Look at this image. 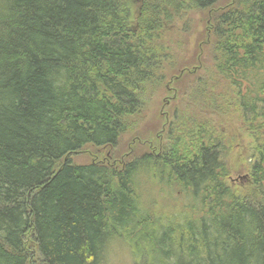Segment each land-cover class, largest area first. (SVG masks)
<instances>
[{"label": "trees", "instance_id": "1", "mask_svg": "<svg viewBox=\"0 0 264 264\" xmlns=\"http://www.w3.org/2000/svg\"><path fill=\"white\" fill-rule=\"evenodd\" d=\"M222 1L0 0V264H105L112 240L135 264H264V0ZM186 11L204 16L213 70L238 92L247 183L228 184L209 123L179 114L156 153L73 164L141 137L161 38ZM148 182L180 192L181 210L152 214Z\"/></svg>", "mask_w": 264, "mask_h": 264}, {"label": "rangeland", "instance_id": "2", "mask_svg": "<svg viewBox=\"0 0 264 264\" xmlns=\"http://www.w3.org/2000/svg\"><path fill=\"white\" fill-rule=\"evenodd\" d=\"M231 2L223 0L220 6ZM135 9L133 27L137 24L140 5ZM183 15L180 20L168 25L161 38L165 54L157 70L160 83L146 93L144 115L137 128L141 137L136 139L128 133L121 136L115 148L87 147L69 157L73 164L101 162L117 167L133 157L156 153L167 145L168 132L178 129L174 119L179 114L184 119L197 117L209 123L224 142L223 159L230 172L228 184L235 188L247 183L245 179H248L256 159L255 143L246 130L245 118L237 101L238 92L225 84L213 70L209 31L204 16L194 11H186ZM200 97L201 101H198ZM183 200L180 192L168 194L165 188L156 187L151 182L145 186L144 201L152 214L164 209L181 210ZM134 262L125 244L118 240L110 242L105 264Z\"/></svg>", "mask_w": 264, "mask_h": 264}]
</instances>
